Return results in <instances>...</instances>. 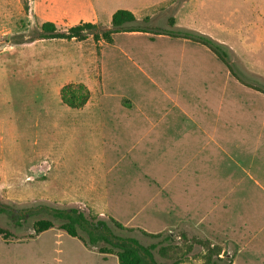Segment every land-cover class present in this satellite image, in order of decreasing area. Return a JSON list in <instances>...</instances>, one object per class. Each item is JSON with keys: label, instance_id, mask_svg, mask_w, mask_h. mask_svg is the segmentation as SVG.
Returning a JSON list of instances; mask_svg holds the SVG:
<instances>
[{"label": "crops", "instance_id": "0c3cea01", "mask_svg": "<svg viewBox=\"0 0 264 264\" xmlns=\"http://www.w3.org/2000/svg\"><path fill=\"white\" fill-rule=\"evenodd\" d=\"M256 23L251 31L232 30L229 20L217 24L192 17L176 24L173 31L222 45L228 65L192 40L143 32L113 35V41L122 34L151 35L161 46L120 49L122 56L137 57L134 70L144 80L130 85L131 108L112 96L98 101L115 108L110 124H100L102 151L78 203L132 231L175 233L210 247L212 264L215 258L264 264V72L255 59L263 55L264 32ZM92 105L89 100L81 114L91 113ZM99 256L119 264L116 255Z\"/></svg>", "mask_w": 264, "mask_h": 264}, {"label": "rangeland", "instance_id": "374dc122", "mask_svg": "<svg viewBox=\"0 0 264 264\" xmlns=\"http://www.w3.org/2000/svg\"><path fill=\"white\" fill-rule=\"evenodd\" d=\"M121 9L134 11L139 19L129 26L162 32L192 17L217 24L229 20L232 30L244 31L253 30L257 22V29L264 32V0H0V229L11 235L0 236V264H117L115 259L102 260L98 249L62 231V221L40 235L34 225L53 220L49 209L74 208L95 216L78 202L90 186V166L102 151L100 124H110L115 108L98 101L112 96L122 107L131 108L130 85L144 78L134 70L137 57L118 53L123 48L161 46L153 36L143 34L117 35L110 44L97 43L92 35L85 41L45 40L39 39L41 27L51 22L66 32L90 22L97 26L94 32L101 33L111 28V14ZM146 14L152 16L150 22L145 21ZM170 18L175 28L168 25ZM261 53L255 59L264 72ZM70 83L88 88L91 113L81 114L62 103L60 91ZM262 106L264 111V97ZM109 134L106 137L112 138ZM10 209L16 215L2 212ZM113 230L144 246L156 244L157 264H212L208 258L213 249L195 246V241L187 242L178 234L152 238Z\"/></svg>", "mask_w": 264, "mask_h": 264}, {"label": "trees", "instance_id": "16d2710c", "mask_svg": "<svg viewBox=\"0 0 264 264\" xmlns=\"http://www.w3.org/2000/svg\"><path fill=\"white\" fill-rule=\"evenodd\" d=\"M148 18L145 21L148 22ZM136 22L135 15L128 10H117L111 19V28L101 33L94 32L97 26L93 23H81L70 27L66 32H60L54 23L46 22L42 25V34L39 39H58V40H76L85 41L92 35L95 42L104 41L108 44L113 42V35L122 32H143L153 34H168L173 37L192 40L208 47L213 51L220 60L228 65V54L225 48L214 40L188 31H156L149 28H141L129 26ZM168 25L173 28L175 20L170 18ZM61 101L64 105L71 109L80 110L86 106L90 100V91L83 84L70 83L65 85L60 91ZM10 216L16 215L12 209L8 211ZM22 212V211H17ZM49 215L53 218L38 220L34 225L36 235H40L55 226L56 221H62L59 228L73 238L81 240L85 246H91L98 249L101 254L116 255L119 264H157L154 258L153 251L157 249V245L144 246L136 238L126 237L116 234L113 228L118 231H132L125 228L117 221L111 219L110 222L104 221L98 217L86 215L80 209H49ZM23 219V215L17 217ZM112 224V226L110 225ZM152 238L159 237L158 235H148ZM0 236L5 239L10 237V233L0 229Z\"/></svg>", "mask_w": 264, "mask_h": 264}]
</instances>
